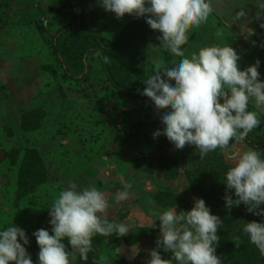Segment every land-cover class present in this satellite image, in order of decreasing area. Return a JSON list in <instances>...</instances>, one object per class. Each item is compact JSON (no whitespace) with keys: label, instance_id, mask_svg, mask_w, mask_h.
<instances>
[{"label":"rangeland","instance_id":"1","mask_svg":"<svg viewBox=\"0 0 264 264\" xmlns=\"http://www.w3.org/2000/svg\"><path fill=\"white\" fill-rule=\"evenodd\" d=\"M209 2L213 12L207 22L188 30L189 39L181 45L184 56L190 58L203 47L231 46L240 55L242 69L260 61L264 80V0ZM71 5L91 37L115 58L133 65L145 80L157 65L171 67L180 59L163 49L159 33L145 18L125 15L117 20L96 0H71ZM70 21L69 10L58 0H0V228L12 224L24 229L30 240L27 251L36 261L39 248L32 233L50 231L47 208L69 182L95 186L108 200L109 219L130 225V232L123 237L94 236L87 260L69 247L71 264H147L159 237L158 220L156 228H149L156 214L178 201L192 204L202 198L209 181L224 188L225 172L219 166L214 170L215 161L208 155L215 153L228 170L232 162L227 154L251 146L233 140L227 150L203 158L194 146H172L156 159L165 135L153 136L161 125H145L134 133L131 150L128 134L153 104L126 99L105 80L93 56L86 60L92 67L88 82L65 75L51 44ZM248 110L262 116L256 128L262 134L264 106L252 101ZM257 146L264 152L263 142ZM200 162L199 170L194 164ZM121 180L133 185L132 195L117 202ZM137 249L139 255L134 254Z\"/></svg>","mask_w":264,"mask_h":264},{"label":"clouds","instance_id":"2","mask_svg":"<svg viewBox=\"0 0 264 264\" xmlns=\"http://www.w3.org/2000/svg\"><path fill=\"white\" fill-rule=\"evenodd\" d=\"M96 2L117 20L125 15L145 18L149 28L159 33L163 49L180 57L171 67L157 65L142 82L143 90L137 89L159 113L162 124L154 137L162 132L175 149L194 146L203 158L217 149L227 150L233 140L245 141L261 125L258 114L248 110L252 101L264 106L259 60L242 69L240 55L231 46L203 47L190 58L184 56L181 45L189 39L188 30L207 22L213 12L209 0ZM103 61L108 63L109 57ZM227 159L232 163L222 182L224 206L231 211L243 205L261 218L259 222L243 221L242 232L264 256V152L249 147L227 154ZM121 185L117 202L132 195L130 182L121 180ZM177 207L159 212L151 221L149 228H156L159 221V237L148 252L147 264H223L216 254L221 218L202 198H194L189 210L177 211ZM47 209L50 231L42 228L32 233L39 248L37 260L27 251L30 240L25 230L11 224L0 228V264H71L69 247L87 260L94 236L115 233L123 237L130 232V225L109 219L108 200L95 186L69 182ZM234 243L239 246V238ZM161 253L170 256L165 259Z\"/></svg>","mask_w":264,"mask_h":264},{"label":"trees","instance_id":"3","mask_svg":"<svg viewBox=\"0 0 264 264\" xmlns=\"http://www.w3.org/2000/svg\"><path fill=\"white\" fill-rule=\"evenodd\" d=\"M60 6L69 10L71 14V21L68 25L59 29L52 39L51 49L57 62L62 67L65 75L72 80L86 81L88 82L92 74V67L90 63H86L93 56L98 62V67L104 76L105 80L118 92H120L126 99L147 101L150 100L147 97L139 95L137 89L141 91L145 87L142 83L145 81L144 76L131 64H126L120 59L115 58L106 49L102 48L90 35L86 27L78 20V13L73 9L71 0H58ZM99 53V55H97ZM108 56L109 62L105 63L103 57ZM90 65V66H89ZM258 114V117L262 120V116ZM162 124L159 119V113L154 108L150 114L140 120L136 126L128 134V143L132 142L134 133L139 128L145 125L152 127H158ZM249 146L258 150L260 143H264V132L259 134L257 129H254L249 133L245 140ZM132 144L129 145L130 149ZM173 145L164 138L158 144V151L155 154L156 159H162L164 154ZM210 162L213 165L214 170L217 166L222 168V172H226L227 168L224 164L220 163L215 158V153L208 155L207 159L210 158ZM199 170L202 168L203 163L194 164ZM215 165V167H214ZM222 175V182L224 181V174ZM220 180V179H219ZM212 181V180H211ZM221 181V180H220ZM221 185H215L209 181L202 194V199L206 205L210 207L211 212H219V217L223 221L222 226L218 229L217 234L220 236L219 246L216 249V254L221 257L224 261H230L234 264H264V256H261L258 249L249 242L248 237L243 234L242 226L243 221H260V217L254 216L248 213L245 206L240 205L228 211L224 206L222 199L225 194V186L221 189ZM224 185V184H223ZM221 194V195H220ZM181 210H189L192 204H185L180 201L176 203ZM214 214V213H213ZM242 220V221H241ZM239 238V246H236L234 241ZM117 251V250H116ZM245 259L247 262H245Z\"/></svg>","mask_w":264,"mask_h":264}]
</instances>
